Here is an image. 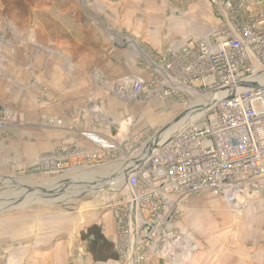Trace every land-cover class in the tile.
<instances>
[{"label":"rangeland","instance_id":"1","mask_svg":"<svg viewBox=\"0 0 264 264\" xmlns=\"http://www.w3.org/2000/svg\"><path fill=\"white\" fill-rule=\"evenodd\" d=\"M82 1L89 13L105 9V3L101 0ZM207 2L208 0H166L167 15L197 7V19L176 21L175 33L167 35L169 32L166 30V34L162 36L161 50L170 48L169 43H181L183 46L192 38L209 37L205 35L208 29L213 27L214 22L217 27L219 21L209 11ZM75 4L76 0H0V264H65L52 256L63 243L68 248L66 264H105L101 260V223L105 222L104 217L107 215L114 218L115 233L107 237V242L110 245L116 244L117 217L110 204L127 194L126 180L132 165L134 166V157L143 151L141 147L139 152L131 155L130 147L121 146L119 151L109 152L101 147L99 150L87 146L86 149L80 148V153L84 155L81 159L65 161L64 157V161L60 159L58 163L50 159L60 157V152L64 151L62 154L68 156L73 151L60 149L34 160L29 156L30 149L25 150L19 143L20 137L29 133L27 118L30 104L33 103L29 98L33 94L30 91L29 74L22 80L26 85L19 84L12 74L13 63L18 62L15 56L28 63L36 60V50L45 52L52 46L68 43L72 24L66 17V20L61 19L65 11L69 15L76 12ZM152 31L155 32L154 29ZM143 38L131 35L126 38V45H131L136 50L143 48L142 44L145 42L146 46L151 47L148 39ZM151 39L156 41L157 38L154 36ZM17 46L23 49L21 56L14 53V47ZM150 50L151 53H160L156 48ZM45 55L47 54L43 53ZM134 61L138 68L135 59ZM136 80L140 79H134ZM40 90L46 92L44 88ZM120 90L122 87L116 90L117 96L123 97ZM125 97L136 107L135 114L130 117L135 121L136 130L141 131L140 134L147 133V139L141 146L153 138L162 137V133L191 112L198 101L197 106L200 107L211 101L204 99L207 96L203 92L197 96L189 94L184 102L178 99L161 101ZM151 105H155V110L152 113L149 111L150 117L145 119L144 112ZM104 108L106 106L102 107ZM190 116L191 114L188 115ZM163 121L166 124L159 126ZM182 126L180 123L173 127L171 133H165L164 137H169ZM113 133L117 135L120 132L115 130ZM131 135L132 131H128L124 134L125 137L121 139L119 136L116 140L119 145L126 144V139ZM260 184L264 186L263 182ZM261 186L255 187L262 189ZM190 202L191 199L183 207V218L175 225L180 234L184 227L189 229L187 216ZM216 223L210 215L207 218L203 215L194 224L195 237L202 244L207 243L209 238L219 243L222 240L220 220ZM178 248V245L170 247L164 256L150 264H193L191 257L177 251ZM117 252L119 264H125L118 249ZM205 252L204 248L203 252L198 251L197 255L202 256L198 258H205Z\"/></svg>","mask_w":264,"mask_h":264},{"label":"built area","instance_id":"2","mask_svg":"<svg viewBox=\"0 0 264 264\" xmlns=\"http://www.w3.org/2000/svg\"><path fill=\"white\" fill-rule=\"evenodd\" d=\"M209 2L219 21L209 37L192 38L176 51L151 53L148 62H141L150 80H136L120 91L122 96L161 101L184 102L201 92L210 99L223 96L199 107L194 120L158 147L160 137L141 146L147 133L132 134L120 145L86 136L109 152L125 146L132 155L143 148L127 177V194L110 204L125 264H150L179 246L175 225L192 197L219 198L226 188L239 192L246 184L259 187L264 181V0ZM124 124L127 133L135 127L132 118ZM71 151L50 160L84 156ZM226 199L237 200L232 192Z\"/></svg>","mask_w":264,"mask_h":264},{"label":"crops","instance_id":"3","mask_svg":"<svg viewBox=\"0 0 264 264\" xmlns=\"http://www.w3.org/2000/svg\"><path fill=\"white\" fill-rule=\"evenodd\" d=\"M101 1L105 3L103 11L89 13L86 4L76 0V12L69 15L65 11L66 16L62 14L61 20L66 17L72 24L68 43L52 48L49 46L50 50L45 52L36 50V60L28 63L15 56L18 62L13 63L12 74L21 85H26L22 80L29 74L30 91L33 94L29 98L33 102L27 118L29 133L22 135L19 143L25 150L30 149L28 154L34 160L60 149L80 150L88 146L100 150V146L87 135L111 142H117L116 138L122 134L121 139L125 137L127 127L124 122L135 114L136 107L124 96H117L116 90L119 87L128 90L134 79L149 81L150 74L140 64L142 61L148 62L150 49L164 52L161 42L166 30L169 32L167 35H172L175 33L176 21L197 19V7H190L184 12H175V9V13L167 15L166 0ZM207 4L215 16L209 0ZM150 27L154 29V34ZM214 29L215 22L205 35H210ZM131 35L147 38L151 47L146 46L145 42L143 48L134 50L131 45L128 47L126 38ZM154 36L156 41L151 39ZM169 45L171 47L165 48V51H176L182 46L181 43ZM14 48V53L21 56L22 47ZM43 53L47 55L43 56ZM103 106L106 108L102 109ZM154 106L151 105L144 112L145 119L155 110ZM164 122L159 126L165 125ZM115 130L120 133L114 135ZM140 132L136 127L132 129V134ZM224 192L219 198H191L187 216L189 229L184 227L181 231V243L177 251L187 253L193 264H264V190L249 183L239 192L233 188H226ZM229 192L236 195L235 202L226 199ZM203 215L205 218L210 215L215 223L220 220L222 240L219 243L209 238L207 243L202 244L195 237L194 224ZM104 219L100 231V248L103 249L101 260L105 264H119L116 244L107 242V237L115 233V221L108 215ZM203 248L206 250L205 258L199 259L202 256L199 257L197 252H203ZM67 249L63 243L61 248L53 252V258L66 264ZM217 253L219 255L215 256Z\"/></svg>","mask_w":264,"mask_h":264},{"label":"bare ground","instance_id":"4","mask_svg":"<svg viewBox=\"0 0 264 264\" xmlns=\"http://www.w3.org/2000/svg\"><path fill=\"white\" fill-rule=\"evenodd\" d=\"M197 96V95H196ZM223 96V94H220V95H217L216 97H215V99H219V98H221ZM204 99H206V100H208V99H210V98H204ZM215 99H211V100H215ZM202 100V98L200 99V101ZM199 102V101H198ZM198 102H197V104H198ZM197 104L195 105V109L193 110V112L192 113H190L191 114V116L190 117H188V115H190V114H188V115H186V117L185 118H183L181 121H179L177 124H175L174 126H171L167 131L165 130V132H163L162 133V137H160V138H162L161 139V141H160V139H158L157 140V143H156V147H158V146H160V143L162 144V143H164V142H166L167 140H169V139H171L172 138V136L179 130H176V131H174L169 137H167V138H165L164 137V134L165 133H171V129L173 128V127H175V126H177V125H179L180 123H182L183 125L187 122V121H191V120H194L196 117H197V112L196 111H198V108L200 107V106H197ZM207 105V104H206ZM203 107V106H202Z\"/></svg>","mask_w":264,"mask_h":264}]
</instances>
